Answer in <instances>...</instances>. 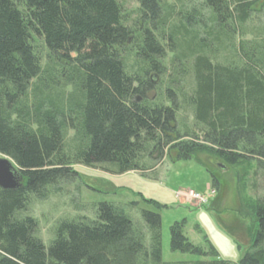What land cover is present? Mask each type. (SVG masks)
<instances>
[{
    "label": "trees",
    "instance_id": "obj_1",
    "mask_svg": "<svg viewBox=\"0 0 264 264\" xmlns=\"http://www.w3.org/2000/svg\"><path fill=\"white\" fill-rule=\"evenodd\" d=\"M124 2L0 0V156L21 176L18 190L0 189V264H229L208 241L191 243L184 221L169 229L170 250L210 260L162 262L160 217L147 211L148 247L109 203L94 220L58 222L48 246L23 215L79 178L75 165L119 176L174 152L264 167V34L247 30L264 0H133L130 11ZM184 108L191 126L178 120ZM253 213L238 264H264V196Z\"/></svg>",
    "mask_w": 264,
    "mask_h": 264
},
{
    "label": "rangeland",
    "instance_id": "obj_2",
    "mask_svg": "<svg viewBox=\"0 0 264 264\" xmlns=\"http://www.w3.org/2000/svg\"><path fill=\"white\" fill-rule=\"evenodd\" d=\"M136 6L133 0L124 2L127 11ZM254 29L264 34V6L247 24L249 32ZM251 38L252 33L246 37ZM148 98L154 99L155 93H149ZM178 120L181 125L184 122L191 126L190 110L184 108ZM157 154L141 162L143 172L119 176L109 172L112 168L107 165L72 166L79 178L73 176L72 180L61 182L45 200L33 199L23 215L37 221V236L48 246L58 222L73 218L94 220L97 206L109 203L123 209L142 232L143 243L148 247L150 234L141 218V212L147 211L160 217L162 262L210 260L170 250L169 229L173 223L184 221L183 234L191 243L205 248L208 241L219 260L238 264L257 231L253 205L264 196V167L252 162L231 168L206 154L195 155L194 160H176L174 152L170 156L165 152L157 160ZM207 171L219 182L216 192Z\"/></svg>",
    "mask_w": 264,
    "mask_h": 264
},
{
    "label": "water",
    "instance_id": "obj_3",
    "mask_svg": "<svg viewBox=\"0 0 264 264\" xmlns=\"http://www.w3.org/2000/svg\"><path fill=\"white\" fill-rule=\"evenodd\" d=\"M21 186V176L15 165L9 159L0 157V189L15 191Z\"/></svg>",
    "mask_w": 264,
    "mask_h": 264
}]
</instances>
